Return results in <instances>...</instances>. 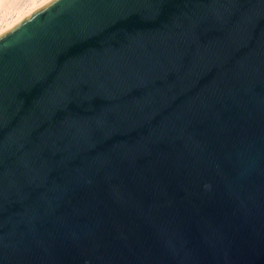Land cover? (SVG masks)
<instances>
[{"label": "water", "instance_id": "obj_1", "mask_svg": "<svg viewBox=\"0 0 264 264\" xmlns=\"http://www.w3.org/2000/svg\"><path fill=\"white\" fill-rule=\"evenodd\" d=\"M0 264H264V0H51L0 34Z\"/></svg>", "mask_w": 264, "mask_h": 264}, {"label": "bare ground", "instance_id": "obj_2", "mask_svg": "<svg viewBox=\"0 0 264 264\" xmlns=\"http://www.w3.org/2000/svg\"><path fill=\"white\" fill-rule=\"evenodd\" d=\"M51 0H0V34Z\"/></svg>", "mask_w": 264, "mask_h": 264}]
</instances>
